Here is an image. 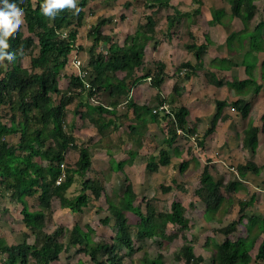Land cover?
Instances as JSON below:
<instances>
[{
	"label": "trees",
	"instance_id": "trees-1",
	"mask_svg": "<svg viewBox=\"0 0 264 264\" xmlns=\"http://www.w3.org/2000/svg\"><path fill=\"white\" fill-rule=\"evenodd\" d=\"M112 1V0H111ZM117 1V0H116ZM196 4H201L200 0H193ZM256 0H229L232 15L248 23L255 17L257 6ZM90 0H79V13L76 14L73 9L59 10L54 18L43 14L41 7L45 0H9V3H16L18 7L24 10V20L28 34L26 35L21 28L8 39L9 52L15 53L16 58L12 62L7 60L4 63L9 67L5 70L0 66V108H6V115L0 114V197L9 195L12 199L20 202L23 206L21 213L23 223L30 231L31 235L41 240L39 244H29L24 241L20 244H14L0 249L2 255H6L1 264H51L59 260L60 255L68 251L70 247H79L88 255L95 264H125L127 257H135L141 264H163V255L158 254L152 258L145 249H135L132 236V226L126 218H123L124 212L132 213L140 218L137 224L138 239L143 241L147 238L152 239L154 235L160 234L161 239L166 243H172L177 239L179 233L189 230V220L185 216L183 205L174 201L168 212H158L152 200L147 201L146 214L142 213L141 207L135 204L137 194L131 184L127 185L126 190L119 202V206H109L113 211L116 220L117 232L110 242H94L91 238L93 230L89 228L84 232L76 224L72 229L67 230L58 227L52 233H46V212L51 211L52 201L61 197V207L69 209L74 214H79L88 207L91 199L88 192H91L93 198H101L104 188L99 181L94 179L84 180L82 183V194L75 201H68L65 193L73 185L76 176H85L92 167V156L89 148L78 146L77 140L72 132L66 130L67 109L76 102L75 114H81L80 109L86 108L82 117L96 127L98 133L103 135L113 123L111 118L106 122L107 116L116 118L125 117L120 115L117 107L125 103L128 110H132L135 115L136 124L129 128L135 135L138 130L146 128V125L157 123L159 114H154L149 105H138L131 100L132 87L139 80L150 78L152 87L160 90L162 85L169 78L166 74V65L162 62L155 63L156 70L144 77L136 76L137 70L143 67L145 50L148 44L156 35L157 21L154 13L146 17L147 23L137 26L134 34L127 35L124 44L119 45L112 41L109 35L102 33L101 28L106 24L102 19L95 27H92L88 33L92 40V45L86 49L77 45L79 29L83 26L86 16L85 9ZM171 0H146L148 9L154 8H173L174 13L167 16L168 31L180 22L181 19L188 17L191 13H182L170 4ZM130 2H125V7L129 8ZM245 15L243 16V12ZM194 15L200 13L199 8L194 10ZM223 10H212L214 19L217 21L223 15ZM262 26V25H261ZM75 27V28H74ZM252 41L254 36L251 37ZM233 39V38H232ZM230 39L229 48L233 42ZM207 44H192L188 48L194 52L197 60L209 48ZM253 48L255 46L253 45ZM38 50L37 55L34 52ZM76 51V55L88 53L90 56L88 64L83 71L88 74L87 78L71 74L68 76L69 86L67 90L60 88V73L65 69L69 62L70 55ZM30 56L31 68H24L18 64L23 57ZM231 66V65H230ZM224 70L229 69V65ZM250 65L246 66V72L249 73ZM194 66L190 62L182 63L178 72H184L189 80L192 76ZM124 72L125 76L120 78L118 74ZM189 72V73H188ZM131 81V83H129ZM211 83L216 87H222V81L215 76L211 77ZM254 84V77L246 82L240 83L244 87L247 84ZM89 84V88H86ZM258 86L255 94L261 91ZM174 91L178 92V88ZM107 92L113 106L104 107L101 104L91 106V99L98 96L99 93ZM56 97L59 99L56 101ZM159 106L164 105L165 99L158 94ZM218 112L225 107L232 106V109L247 119L250 114V107L244 100L238 99L233 102L216 101ZM110 107V108H109ZM170 116H164L169 119L168 128L163 131V143L171 147L179 137L178 131L183 135L191 136L196 133V128L188 126L189 110L184 106L171 111ZM127 115V114H126ZM216 116L207 130L206 135L213 133L216 125ZM226 119V118H224ZM260 128L249 125L245 130L243 146L246 149L255 151L258 145V134ZM20 135L16 145H11L7 138L13 135ZM143 131L140 132V135ZM57 146V150H51ZM69 149L79 152V158L73 167L65 166L66 153ZM130 152L129 159L120 161L117 169L122 170L126 164H132L135 156ZM159 162L152 157L147 163V169L152 172H158L161 167L170 165V157L166 150L161 149L159 153ZM37 158L45 159L48 164L43 166L36 161ZM187 167L183 163L181 171ZM113 169V167H112ZM115 169V168H114ZM263 167H258L253 162H247L238 166V174L245 177L248 172L259 175ZM61 181L60 183H58ZM200 187L196 190V196L206 205L208 212H218L223 203L228 200V194H236L241 189L240 182H228L215 179L211 174L208 165L205 166L200 178ZM165 192L171 190L170 186L163 187ZM28 198H36L41 212H33L28 206ZM251 201V200H250ZM252 202H240L239 218L234 219L229 224L216 230L223 235L224 241L215 244V254L212 264H254L264 263V225L259 229V234L255 239L262 238L255 253H251L255 239L252 240L251 247L246 246L247 236H240L238 228L244 220L250 223L248 234L253 232L252 227L258 226L259 222L264 224V218L260 216H247L245 211ZM105 224L110 222L109 218L104 220ZM169 225L178 227V231L168 234ZM253 229V230H252ZM69 234V246L61 242L60 237ZM185 239V244L179 249L176 255L178 262L185 264H202L203 256H197L194 246ZM206 242V246H207ZM128 249L126 254L120 252L119 247ZM132 257V258H133ZM139 263V262H138ZM135 264V262H134Z\"/></svg>",
	"mask_w": 264,
	"mask_h": 264
},
{
	"label": "rangeland",
	"instance_id": "rangeland-1",
	"mask_svg": "<svg viewBox=\"0 0 264 264\" xmlns=\"http://www.w3.org/2000/svg\"><path fill=\"white\" fill-rule=\"evenodd\" d=\"M127 1L131 3L129 8L125 7V2ZM145 2L146 0H90L88 7L85 9L86 16L83 26L78 28L79 35L77 45L83 46L86 49L92 45V40L89 38L88 33L91 28L95 27L102 19L106 20V24L101 28L102 33L109 35L113 42L123 45L127 35L134 34L137 26L141 24L145 25L147 23L146 17L154 13V18L157 21L158 31L153 39L154 41L152 40V42H150L146 47L143 67L137 70L136 76L144 77L147 74H151V76H153V73L156 70L155 62L158 63L161 58L172 59L173 61L175 60V62L177 60V66L175 65L176 67L172 71L166 72L168 77H170L166 79L165 83H167L174 78L175 74L173 77L171 74L178 72V68L181 66V64H178V58L184 57L193 60L195 59L194 53L187 48L189 43L193 41L192 34L190 37L187 34L188 31L186 29L183 31L179 28H175L173 31H169L170 33L167 34L165 19L167 18L168 13H174V9H148L147 4L145 5ZM200 2L201 4H196L193 0H179L177 3V0H175L174 4L177 3V6H171L174 8H183L184 10L191 9V11L198 7L199 9L203 8L207 12L213 4H217L216 0H200ZM224 2L227 4V6H229L228 0H224ZM255 2L257 4L256 6L258 7L256 13L259 12L261 14V18H263L262 20H264V0H256ZM78 3L79 0H77V6ZM253 26L255 25L253 24ZM263 29L264 28L262 25L258 33L254 35L253 45L255 48H253V52H250L246 56V62L249 63L247 66L250 65L248 69L249 73H247L245 70L248 79L252 78L254 75L253 70L258 60V58H254L255 55L258 56V54L264 52ZM22 31L26 35L28 34L25 23L22 25ZM210 32V29H201L200 31H197L196 34L198 38L197 40H199L198 42L205 41L202 38L203 36H207V34H209V38H211L210 34H212L213 37L216 36L214 34L217 32ZM228 46H230V42L226 48H228ZM37 53L38 50L34 52V55H37ZM76 54V51L71 53L68 64L60 73V88L64 91L67 90L68 87V76L71 74L77 75L79 70L78 67L83 70L90 59L88 53L82 54V56L79 55V58ZM75 58L80 60L79 66L73 63ZM30 60V56L23 57L19 60L18 64L24 68L30 69ZM200 62L203 67L208 66L207 60L204 63L203 60ZM0 66L5 70H7L9 67V65L4 62L3 64H0ZM198 71L201 73L197 74L195 71L192 72V75H194L192 83L194 82V85H190L191 92L189 94L193 93L194 87H200V89L203 91L206 90L205 88H202L205 86L207 88L206 93L208 94V98L206 102L202 103V109L195 111L191 117H189L192 123V125L189 127L196 128V133L191 136L179 134V138H177L178 141L175 142L178 145L177 147L175 146L176 149L174 152V146L169 147V145L163 143V131L168 128L167 123L169 119L163 120L164 115L159 114V125L153 128V131L155 130L153 133H147L146 128H142V130L139 129L137 135H135L129 128L130 122L134 120V118L131 117L133 116V111L128 110L125 103L120 104V112L127 115L119 120L122 122L121 125L119 124L122 129L118 130L120 142L114 145L115 148L110 154L113 155L119 153L121 155V159L124 158V160H128L130 152H134V156L138 153H140L139 155L146 153V155L143 156L145 158V162L140 160V165H134L133 167H130L131 165L128 164L129 166L125 165L126 167H124L123 170H118L116 166L121 159L114 158L110 162L111 166L108 167L109 163L107 157H109V155L103 156L102 154L104 153H100L98 151L99 147H97V143H92L88 150L92 156L93 166L88 170L85 176H76L75 182L68 189L64 196L70 202L75 201L78 196L82 194L83 181L91 178L99 181L102 184L104 192L102 193L101 198L95 200L91 192H88L91 201L88 207L79 214H74L69 209L62 208L61 197L55 198L52 201L51 211L46 212V233H52L58 227H63L67 230H70L76 224H78L84 232H87L89 228L93 230L91 238L94 242H110L117 232V227L113 211L109 209V206H119V202L126 190L127 185L129 184L133 186V189L137 194L135 204L141 207L143 214H146V204L147 201L150 200H152L158 212H168L171 208V204L174 201L180 202L185 209V216L189 220V230L179 233L177 239L172 243H165L161 239L162 237L160 234L154 235L152 239L147 238L143 241L139 240L137 236V224L139 223L140 218L129 212L123 213V218H126L129 224L132 226L134 248L138 250L145 249L152 258L157 257L158 254L163 255V264H185V262H178L176 260V255L179 252V249L186 243L183 236L186 237L187 241L194 246L196 255L203 256L204 261L202 264H212L213 256L215 254V244H219L224 241L223 235L217 233L216 230L229 224L234 219L236 220L239 218V204L241 201L244 203L252 202L249 208L245 211L247 216L255 215L260 216V218H264V175L259 181L258 178L256 179L257 183L254 185L255 188L251 190L244 189L243 186L245 185L242 184L243 178L238 175V166L249 160L243 154L242 131L244 127L242 125L244 121H242V114L240 118L241 125L238 127L237 122H235L233 128L234 133H236L234 151L240 153L235 157L232 151L230 153L228 151L229 148H227V134L232 128H228L226 126V121L221 120V116H219L217 119V125L214 132L208 136L206 135V132L212 123L209 122V118L206 116V113L210 111L212 113L215 108L217 109V104L214 102V100L218 98L217 96L219 93L217 92L219 90H215L217 95H213L208 90L210 88L211 77L214 74H205V71H208V69H199ZM118 76L122 78L125 76V73L120 72ZM214 76L216 77L217 75L215 74ZM217 77H220V74ZM147 80L150 79L147 78ZM188 81L190 80L187 79L185 73L183 72L179 76H176L175 80L170 82V96H172L174 101L172 102L169 99L170 96H168V101L166 100V103L168 105L170 104L169 106L171 111H175L176 108L183 106V104L186 103V100L189 98L187 95L183 96L186 92L181 87ZM139 82L140 81L136 83V86L134 85L132 87V90L134 87L139 86ZM129 83H131V81H129ZM163 85V90L167 91L168 85ZM258 86V83H248L246 85V87L253 93H255ZM176 88L179 89V95L182 97V99H180L178 94L174 92ZM180 90H183L184 92H181ZM58 100L59 99L56 97V101ZM175 101L178 102L177 106H175ZM112 102L113 101L110 99L109 94L104 92L99 93L98 96H94L91 99V106H97L98 104L103 106H113L111 105ZM157 104V98L152 96V99L149 101V105L155 106L154 108H158L156 107ZM228 108L231 110L232 106L225 107L224 112H226V110L229 111ZM85 111L86 108L82 107L79 113ZM0 114H3L4 116L6 115L5 107L0 108ZM195 114L198 115L200 119L194 120ZM234 114H236V112H234ZM225 116H227V114L223 115V117ZM78 117L79 114H75L74 104L70 105L67 109L65 129L71 132L72 127H74L73 129H77L75 132L77 136V142L79 143L77 145L84 146L83 142L90 138L88 129H93L95 132H97L96 136L91 138L92 140L99 137V134L95 126L93 127L92 124L89 123L85 118H83V120H78ZM254 120L255 119L249 120V125H254ZM82 126L87 130L81 131L80 129L83 128ZM197 126L200 127L199 130ZM141 131H143V135H140ZM148 136H150V139L147 140L148 142H144L145 139H148ZM19 138V134L13 135L8 137L7 141L11 145H16L19 141ZM127 143L128 145H126ZM143 145L146 147L145 150L139 152ZM57 148V146H53L51 150L56 151ZM161 149H164L168 152L170 161L172 157L177 163L171 165V167H161L158 172L149 171L146 164L152 157L156 158L155 162L158 163ZM65 157L66 160L64 165L66 167H73L79 158V152L74 149H69ZM178 158H180V160ZM36 161L43 166L48 164L45 159L37 158ZM184 162L187 163V167L184 169V171H181V167ZM206 165H208L211 174L214 175L216 180L222 181L224 184H227L228 182H240L243 187L236 194H228V200L223 203L221 209L216 213H213L214 211L212 210L208 212L206 205L202 203L196 196V190L201 186V174L203 173ZM167 186L171 187L169 192H165L163 189V187ZM247 186L248 185L245 187ZM27 201L30 210L36 213L41 212L38 206V200L36 198H28ZM22 208V204L12 199L9 195L0 197V249L14 244H20L24 241H27L29 244H39L41 242V240L36 236L31 235L30 231L23 223V215L21 213ZM106 218L110 219L108 224H105L104 222ZM263 225L264 224L262 222H259L258 226L252 227L254 230L252 229L253 232L250 234H248V226H250V223L247 220H244L243 224L238 228L237 232L240 236L248 237L246 242V246L248 248L251 247L252 240L255 239V235H257V233L259 234V229H262ZM177 231L178 227L175 225H169L167 228L168 234H173ZM68 236L69 234L65 233L60 237L59 240L68 245ZM261 239L262 238L258 239V237L255 239L251 253L256 252ZM206 242L208 244L207 246ZM118 250L125 254L129 252L128 249L121 246ZM5 257L6 255L4 256L0 252V264ZM132 257H127L124 260L125 264H134V262L135 264H141V262L137 260L141 258L140 254L133 258ZM51 264L95 263L88 255H86V253L80 250L79 247L69 246L68 251L63 252L60 255L59 260Z\"/></svg>",
	"mask_w": 264,
	"mask_h": 264
},
{
	"label": "crops",
	"instance_id": "crops-1",
	"mask_svg": "<svg viewBox=\"0 0 264 264\" xmlns=\"http://www.w3.org/2000/svg\"><path fill=\"white\" fill-rule=\"evenodd\" d=\"M174 1L175 0H171L170 4L177 6V3L179 2V0H177L176 4H174ZM216 1H217V4L216 5L213 4L208 9L207 12L203 8L199 9L200 13H197V15H194L193 12H194V10H197L198 7L193 9L192 11H191V9L184 10L183 8H181V9L177 8L182 13H191V14L188 17L181 19L180 22L178 24H176L171 29V31H173V29H175V28H179V29H182L183 31H184V29H186L188 31L187 34L190 37L192 34V40L193 41H191V43H189L188 47L192 44H196L199 46V45L204 44V43L207 44V41L210 42L208 50L203 55L204 58L202 56L201 60H200V61L203 60V63L207 60L208 66L203 67L201 62L197 61L196 57L194 60L190 59V58H184V57L178 58V64L190 62L194 66L193 71H195V73H197V74L201 73L200 71H198L199 69H208V71H205V74H207V75L212 73V75L216 74L218 76L220 74V77L216 76V78L218 80L222 81L223 86L222 87H216L213 83H210V88L208 89L210 91V93H212L213 95L216 94L215 93L216 89L219 90L217 92V93H219V95L217 96L218 98H216V100H214V102L226 101V102L230 103V102L236 101L238 99H242L247 104H249V106H250L249 117L247 119H244L242 117L243 118L242 121H244L243 125H242L244 127L243 131H242V134H243L242 142L244 141V138H245V130L249 126V123H248L249 120L255 119L254 120V126H257L260 128V133L258 134V145H257L255 151L253 152L249 149L244 148V146H242L243 147V154L246 158L249 159L247 162H253L258 167L264 168V52H262L261 54H258V56L255 55V57H254V58H258V60L255 64V67L253 70V74H254L253 77L255 79V82L258 83L259 86L262 87L261 91L258 94H255L250 89H248L246 86H244V87L240 86V83H243L244 81L248 80V77L245 73L246 66H247V64H249L248 62H246V56L250 52H253V50H254L253 49V41H252L251 37L254 36L256 33H258V31L261 28V25H263V28H264V20H262L263 18H261V14L259 12L258 13L255 12V17L250 22L246 23L242 19L232 15V10H231L229 0H228L229 6H227V4L224 2V0H216ZM255 4H256V2H255ZM154 9H156V8H154ZM163 9H165V8H163ZM220 9H222L224 13L220 17V19L216 21L214 19L213 14H212V10H220ZM257 10L258 9H256V11ZM172 14H173L172 12H171V14L168 13L167 16L172 15ZM242 14H243V16L245 15L244 12ZM165 20H166L167 34H169L170 32L168 31L167 18ZM253 24L255 26H253ZM201 29L202 30L203 29H207V30L210 29V31L212 33L217 32L216 34H214L216 36L213 37L212 34H210L211 38H209V36H208L209 34H207V36H203V38H202L205 41H202V42L200 41L201 42L200 43V42H198L199 40H197L198 38H197L196 32L200 31ZM157 31L158 30L156 27V34H157ZM230 39L232 40L233 44L231 45L232 47H230V49H229V47L226 48V46L228 45V41ZM165 46H166V44H165ZM159 62H162L166 65V72L172 71L177 66L176 65L177 60L175 62V60L173 61L172 59L161 58L159 60ZM155 63H157V62H155ZM227 64L229 65V69L224 70V68H226L225 66ZM193 71L191 70L190 72H193ZM180 74H182V72H176V73L171 74L172 77L174 75V78L171 79V81L175 80L176 76H179ZM193 78H194V75L191 76V78L189 79L190 81H188L186 84L184 83L181 86L183 88V90L186 92L185 95H183V96L187 95L189 97L186 100V103L183 104L184 107L188 108L189 113H190L188 118H187L188 126L192 125L189 117H191V115L195 111L201 110L202 109V103L206 102L207 98H208V94L206 93L207 88L205 86H203L202 88H205L206 90L202 91L200 89V87H194L193 93L189 94L191 92L190 85L191 84L194 85V82L192 83ZM148 79H150V78H148ZM139 81H140L138 84L139 86L134 87L132 90L131 100H133L134 103H136L140 106L141 105H149V101L152 99V96H155V98H157V100H158L157 96H158V94H160L162 96V98L167 100V97L170 96V94H171V90L169 89V87H170L169 84L171 81L164 83V84L168 85L167 91L163 90L164 85L161 87L160 90H158V89L152 87L150 80L142 79ZM68 86H69V82H68ZM183 90H180V91L184 92ZM174 92H176V91H174ZM176 93L178 94V97L180 99H182V97H180V95H179V93H180L179 89H178V92H176ZM169 99L172 102L174 101L172 96H170ZM111 100L114 101V99H111ZM167 101H165L164 104H167L166 103ZM175 102H176L175 106H177L178 102L177 101H175ZM73 104H74V110H75L76 102ZM158 105H159V100H158V104L156 107H158ZM120 106L118 107V110H120ZM104 107H108V105H104ZM150 107L153 109L155 106H150ZM228 110L229 111L226 110V112H224L225 111V109H224L223 111H221L219 113L218 108L217 109L215 108V110H213V112H212L213 114L210 111V112L206 113V116L209 118V122H212L214 120V118L216 116H218V114H219V116H221L220 117L221 120L226 121V126L228 128L229 127L232 128L227 134V143H228L227 148H229L228 151L230 153L232 151L233 155L236 157V155H238L240 153L237 151H234L235 150L236 133H234L233 128H234L235 122H237L238 127L241 125V121H240L241 114L234 111L233 109L230 110V108H228ZM234 112H236V114H234ZM82 113H84V112H81V114H79L78 120L79 119L83 120ZM225 114H227V116L223 117V115H225ZM120 115L124 116L126 114H122V112H121ZM131 117H133L134 120H132L130 122V125H135L136 120H135L134 113H133V116H131ZM110 118H111L113 123H109L110 125L105 130L103 135L102 134L100 135L98 133L99 137L92 140L91 138L95 137L97 132H95L93 129H88V131L90 133V136H89L90 138L87 141L83 142V145L88 147V148L90 147V145L92 143L93 144L97 143V145H98L97 147H99L98 151L100 153H104V154H102L103 156L109 155V157H107L108 163H109L108 167L111 166L110 162L112 159H114V158L121 159V155L119 153L113 154V155L110 153H112V150L115 148L114 145H116L117 143L120 142V140H119L120 135H119L118 130L122 129V127L119 126V124L121 125L122 122L119 120L122 119L123 117L119 119V118H116L114 116L109 115V116H107V121H106L107 123L109 121L108 119H110ZM224 118H226L227 120ZM196 119L198 120V119H200V117L195 114L194 120H196ZM86 120L89 123H91L89 121V119H86ZM157 125H159V121L157 123L147 124L146 125V132L147 133H153L155 131V130L153 131V128H155V126H157ZM92 126L94 127L93 124H92ZM197 128L199 130L200 127L197 126ZM80 130L85 131L87 129H85V127H83ZM76 131H77V129L73 130V135L75 136V138L77 137L75 134ZM110 137H111V139H110ZM147 138L148 139H145L144 142L149 140L150 136H148ZM76 140H77V138H76ZM177 141H178V139L176 140V142ZM76 143L79 144L78 142H76ZM126 145H128V143ZM177 145L178 144L175 143L171 146V147L174 146L173 147L174 152H175ZM145 148H146L145 145H143L140 148L139 152L144 151ZM139 154L140 153L135 155L133 163L129 164V165H131L130 167H133L134 165H140L139 164L140 160L145 162V158L143 156H145L146 153L145 154L142 153L141 155H139ZM178 159L180 160V158H178ZM120 161H125V160L123 158ZM247 162H245V163L243 162V164H246ZM176 163L177 162H175V160L171 157V163H170V165H168V167H171V165H174ZM129 165L126 164V166H129ZM92 166H93V161H92ZM126 166H124V167H126ZM146 166H147V164H146ZM124 167H123V169H124ZM263 175H264V169L261 171V173L259 175H256L254 173L252 174V173L248 172L245 177H241L240 175L239 176L241 178H243L242 184L245 186L248 185L247 187L243 186L244 189L251 190V189L255 188L254 185L257 183L256 179L258 178V181H259ZM263 180H264V178H263ZM242 184L240 185L241 189L243 188ZM254 264H260V263H254Z\"/></svg>",
	"mask_w": 264,
	"mask_h": 264
},
{
	"label": "clouds",
	"instance_id": "clouds-1",
	"mask_svg": "<svg viewBox=\"0 0 264 264\" xmlns=\"http://www.w3.org/2000/svg\"><path fill=\"white\" fill-rule=\"evenodd\" d=\"M22 2V0H21ZM73 9L78 14L77 0H45L41 10L47 17L54 18L59 10ZM25 23L24 10L16 3H9V0H0V64L5 60H15V53L7 51L10 48L8 39L17 32Z\"/></svg>",
	"mask_w": 264,
	"mask_h": 264
},
{
	"label": "built area",
	"instance_id": "built-area-1",
	"mask_svg": "<svg viewBox=\"0 0 264 264\" xmlns=\"http://www.w3.org/2000/svg\"><path fill=\"white\" fill-rule=\"evenodd\" d=\"M77 58V57H76ZM74 59L73 60V63L76 64L77 66L80 65V60H77V59ZM78 74L80 77L82 78H87V73L84 72L83 70H81V68L78 67ZM86 88H89V84H86ZM153 113L154 114H163L164 116H170L172 114L171 110H170V106L167 105V104H164L162 106H159L158 108H154L153 109ZM178 134H182V131H178ZM195 139V138H193ZM61 181H59L58 183H60Z\"/></svg>",
	"mask_w": 264,
	"mask_h": 264
}]
</instances>
